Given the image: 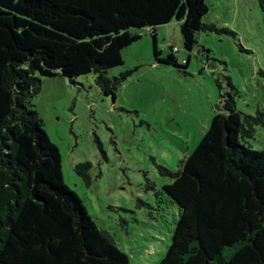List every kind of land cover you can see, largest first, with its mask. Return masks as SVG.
<instances>
[{"label": "trees", "instance_id": "trees-1", "mask_svg": "<svg viewBox=\"0 0 264 264\" xmlns=\"http://www.w3.org/2000/svg\"><path fill=\"white\" fill-rule=\"evenodd\" d=\"M207 12L205 0H0V264H129L64 185L32 100L43 78L88 74L113 97L130 73L109 79L106 70L140 38L132 28L149 29L156 61L177 66L172 53L160 57L155 28L176 20L191 52L197 33L218 31L202 23ZM263 116L246 117L244 129L229 97L177 172L159 167L178 207L159 264H264V150L240 143ZM89 168L75 167L86 184Z\"/></svg>", "mask_w": 264, "mask_h": 264}, {"label": "rangeland", "instance_id": "rangeland-1", "mask_svg": "<svg viewBox=\"0 0 264 264\" xmlns=\"http://www.w3.org/2000/svg\"><path fill=\"white\" fill-rule=\"evenodd\" d=\"M205 25L218 31L196 34V47L183 48L176 20L121 51L122 64L109 79L130 73L114 96H104L96 76L43 78L32 104L49 141L58 149L64 185L76 194L98 229L106 232L129 264H159L171 242L178 207L164 194L179 163L197 147L212 117L232 98L244 129L246 117L264 115V24L258 0H205ZM172 48V49H171ZM51 85V86H50ZM253 137L240 143L264 150V116ZM88 163L89 183L75 167Z\"/></svg>", "mask_w": 264, "mask_h": 264}, {"label": "crops", "instance_id": "crops-1", "mask_svg": "<svg viewBox=\"0 0 264 264\" xmlns=\"http://www.w3.org/2000/svg\"><path fill=\"white\" fill-rule=\"evenodd\" d=\"M47 81H43V83L45 84ZM51 86V85H50Z\"/></svg>", "mask_w": 264, "mask_h": 264}, {"label": "built area", "instance_id": "built-area-1", "mask_svg": "<svg viewBox=\"0 0 264 264\" xmlns=\"http://www.w3.org/2000/svg\"><path fill=\"white\" fill-rule=\"evenodd\" d=\"M148 31H150V30L148 29Z\"/></svg>", "mask_w": 264, "mask_h": 264}]
</instances>
